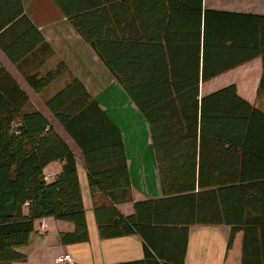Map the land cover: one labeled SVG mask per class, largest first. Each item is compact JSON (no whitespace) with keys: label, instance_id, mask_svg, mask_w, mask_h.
Instances as JSON below:
<instances>
[{"label":"trees","instance_id":"1","mask_svg":"<svg viewBox=\"0 0 264 264\" xmlns=\"http://www.w3.org/2000/svg\"><path fill=\"white\" fill-rule=\"evenodd\" d=\"M161 1L174 20L194 23L201 80L195 72L193 78H180L178 87L141 90L131 82L137 72L111 68L148 124L164 197L136 202L134 208L168 201L172 194L185 195L187 179L192 190L195 149L203 139L213 144L216 154L219 148L222 153L237 145L242 151L243 213L241 227L231 228L228 248L241 232L240 264H264V112L238 96L234 85L199 98L200 81L257 57L262 62L257 92L264 93V16L204 11L202 0ZM223 18H233L236 26L227 30L225 42L219 41ZM0 50L36 93L67 72L59 62L40 74L54 52L26 17L22 0H0ZM27 105L25 92L0 66V264L25 260L17 249L28 244L37 220L72 223V233L59 235L62 244L87 240L74 155L40 112L24 111ZM46 108L81 150L91 191L97 186L109 198L108 209L97 217L100 238L134 234L136 216H123L115 208L131 201L119 131L75 79L47 100ZM113 159L120 169L96 167ZM55 161L63 163L61 172L46 182L42 170Z\"/></svg>","mask_w":264,"mask_h":264},{"label":"crops","instance_id":"2","mask_svg":"<svg viewBox=\"0 0 264 264\" xmlns=\"http://www.w3.org/2000/svg\"><path fill=\"white\" fill-rule=\"evenodd\" d=\"M22 3L26 17L54 52L40 68V74L44 75L59 62L65 64L67 72L36 93L1 50L0 66L27 95L24 111L40 112L73 153L87 240L62 244L59 235L72 233V223L52 218L37 220L28 244L17 249L25 260L11 264H56L55 259L63 255H68L75 264H240L242 233L234 235L230 248L228 239L231 228L241 227L243 213L239 188L243 170L241 147H225L222 153L219 148L216 154L213 144L203 139V144L195 149L194 188L191 190L187 179L185 195L172 194L168 201L134 208L136 202L164 197L148 124L111 68L137 72L131 82L141 90L178 87L180 78H189V74L193 78L195 72H199L201 80V61L195 63L194 23L174 20L161 0H22ZM202 10L264 16V0H202ZM223 19L218 24L220 32L223 30L221 42L226 41L229 28H236L232 25L233 18ZM201 54L200 48L199 58ZM237 70L244 74L240 80L232 77L214 84L224 74L238 73L230 72ZM261 75L262 62L257 57L208 81H200L199 98L234 85L238 96L264 112V93L257 92ZM73 79L83 86L121 135L131 201L115 208L123 216L134 214L138 219L132 235L100 238L97 217L108 209L109 198L97 186L91 191L81 150L46 108L47 100ZM62 164L55 161L44 167V180L53 181ZM104 164L96 167L121 166L114 159ZM22 213L27 214V206ZM236 221L238 225L233 224Z\"/></svg>","mask_w":264,"mask_h":264},{"label":"rangeland","instance_id":"3","mask_svg":"<svg viewBox=\"0 0 264 264\" xmlns=\"http://www.w3.org/2000/svg\"><path fill=\"white\" fill-rule=\"evenodd\" d=\"M253 69H254V67L252 68V70H253ZM258 71H260V70H259V67H258ZM230 72H238V73L224 74L221 78L217 79V80L215 81L214 84H218V83H220V82H222V81H224V80H226V79H230V78H232V77H235V79L240 80V79L242 78V76L244 75V74H242V73H239V72H243V71H240V70H237V71H230ZM249 72H252V71H249Z\"/></svg>","mask_w":264,"mask_h":264},{"label":"built area","instance_id":"4","mask_svg":"<svg viewBox=\"0 0 264 264\" xmlns=\"http://www.w3.org/2000/svg\"><path fill=\"white\" fill-rule=\"evenodd\" d=\"M56 264H75L68 255L59 256L55 259Z\"/></svg>","mask_w":264,"mask_h":264}]
</instances>
